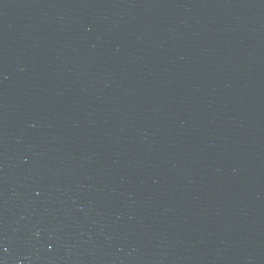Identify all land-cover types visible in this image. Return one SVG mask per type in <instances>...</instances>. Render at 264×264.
<instances>
[{
  "label": "water",
  "instance_id": "water-1",
  "mask_svg": "<svg viewBox=\"0 0 264 264\" xmlns=\"http://www.w3.org/2000/svg\"><path fill=\"white\" fill-rule=\"evenodd\" d=\"M0 264H264V0H0Z\"/></svg>",
  "mask_w": 264,
  "mask_h": 264
}]
</instances>
